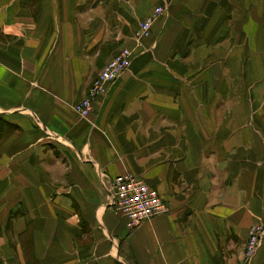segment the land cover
Masks as SVG:
<instances>
[{
    "label": "crops",
    "instance_id": "crops-1",
    "mask_svg": "<svg viewBox=\"0 0 264 264\" xmlns=\"http://www.w3.org/2000/svg\"><path fill=\"white\" fill-rule=\"evenodd\" d=\"M126 173L169 211L131 229L109 189ZM262 221L264 0H0V264H264Z\"/></svg>",
    "mask_w": 264,
    "mask_h": 264
},
{
    "label": "built area",
    "instance_id": "built-area-1",
    "mask_svg": "<svg viewBox=\"0 0 264 264\" xmlns=\"http://www.w3.org/2000/svg\"><path fill=\"white\" fill-rule=\"evenodd\" d=\"M164 15L162 6L141 21L137 39L143 40L152 34L154 23ZM133 50L127 47L120 49L102 68L90 86L85 98L74 105L75 112L81 117L91 115L97 98L104 95L108 85L115 83L129 68L133 59ZM111 205L114 210L128 219L131 229L138 228L144 222L169 211V207L159 191L150 186L139 175L126 173L114 178L109 186ZM262 227L254 226L250 231L248 246L249 255H253Z\"/></svg>",
    "mask_w": 264,
    "mask_h": 264
},
{
    "label": "rangeland",
    "instance_id": "rangeland-1",
    "mask_svg": "<svg viewBox=\"0 0 264 264\" xmlns=\"http://www.w3.org/2000/svg\"><path fill=\"white\" fill-rule=\"evenodd\" d=\"M254 226L262 227V230H261V232H260V234H259L258 242H257V244H256V247H257V248H256L255 251L253 252L254 254L251 255V256H249V250L247 249L248 246H249V242H250V234H249V238H248V241H247V247H246V249H247V254H248V255H247V257H248L247 261H248V262H249L250 259H252V258L254 257L255 254H257V251H258L262 246H264V221L254 224V225L251 227V229H252ZM251 229H250V231H251ZM249 258H250V259H249Z\"/></svg>",
    "mask_w": 264,
    "mask_h": 264
}]
</instances>
